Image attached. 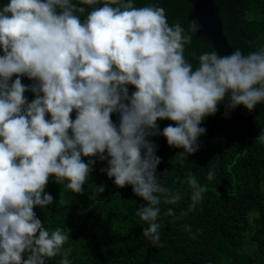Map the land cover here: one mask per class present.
I'll use <instances>...</instances> for the list:
<instances>
[{
	"label": "clouds",
	"instance_id": "1",
	"mask_svg": "<svg viewBox=\"0 0 264 264\" xmlns=\"http://www.w3.org/2000/svg\"><path fill=\"white\" fill-rule=\"evenodd\" d=\"M191 40L180 23L169 25L164 7L133 0L0 5V264H46L58 255L70 264L71 248L62 250L69 230H48L34 209L53 204L50 177L82 194L97 160L117 188L130 186L144 202L136 210L147 224L142 236L161 246L160 206L182 195L160 183L168 170L157 174L161 158L150 137L181 150L173 160L183 164L199 151L200 125L218 105L227 116L264 102V48L205 52L194 69L184 56ZM214 176L208 171L207 180ZM185 182L187 210L175 217L168 208L165 216L181 219L202 203L206 185L191 173Z\"/></svg>",
	"mask_w": 264,
	"mask_h": 264
},
{
	"label": "trees",
	"instance_id": "2",
	"mask_svg": "<svg viewBox=\"0 0 264 264\" xmlns=\"http://www.w3.org/2000/svg\"><path fill=\"white\" fill-rule=\"evenodd\" d=\"M133 2L137 7L162 6L169 25L184 27L192 37L184 56L194 69L200 54L215 51L191 31V5L186 0ZM6 3L8 0H0V5ZM216 4L232 50L239 48L247 54L264 48V0H216ZM22 83L32 82L22 78ZM25 95L33 99L32 93ZM112 119L118 121L115 114ZM169 123L158 121L160 130ZM200 126L206 129L198 139L200 149L183 164L173 160L181 150L169 147L163 136L150 137L161 158L157 174L168 170L160 176V183L182 195L177 205L160 206L159 247L142 236L147 224L136 210L144 202L130 186L121 189L114 185L101 171L106 162L97 160L82 194L72 193L50 177L45 191L53 196V204L34 211L48 230H69L62 250L71 248L70 264H264V102L251 112L237 107L227 116L221 103L216 114L206 117ZM210 170L215 176L208 181ZM190 173L206 185L207 192L196 210L176 219L190 204L191 189L185 182ZM101 185L102 193L97 189ZM168 208L175 217L164 215ZM62 258L47 259L46 264H59Z\"/></svg>",
	"mask_w": 264,
	"mask_h": 264
},
{
	"label": "water",
	"instance_id": "3",
	"mask_svg": "<svg viewBox=\"0 0 264 264\" xmlns=\"http://www.w3.org/2000/svg\"><path fill=\"white\" fill-rule=\"evenodd\" d=\"M191 5L188 20L198 23L195 37L210 44L221 55L233 51L223 31L216 0H186Z\"/></svg>",
	"mask_w": 264,
	"mask_h": 264
},
{
	"label": "rangeland",
	"instance_id": "4",
	"mask_svg": "<svg viewBox=\"0 0 264 264\" xmlns=\"http://www.w3.org/2000/svg\"><path fill=\"white\" fill-rule=\"evenodd\" d=\"M249 219H250L251 223H253V214H250Z\"/></svg>",
	"mask_w": 264,
	"mask_h": 264
}]
</instances>
